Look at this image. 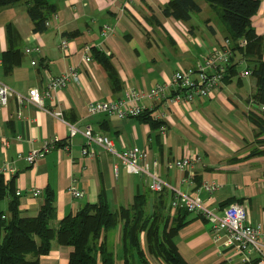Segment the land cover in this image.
<instances>
[{"label": "crops", "instance_id": "1", "mask_svg": "<svg viewBox=\"0 0 264 264\" xmlns=\"http://www.w3.org/2000/svg\"><path fill=\"white\" fill-rule=\"evenodd\" d=\"M169 1L55 0L58 10L43 32L34 31L26 1L0 6V81L27 95L33 88L45 93L50 77L72 68L80 73L78 82L46 96L44 108L21 105L16 99L0 108V169H6L0 174L9 193L22 192V216L36 217L47 194L52 193L57 209L52 226L58 227L66 216L97 203L102 195L111 209L118 211L132 205L138 192L152 188L151 177L130 172L119 157L101 146H93L95 157L85 155L83 132L90 127L95 134L113 139L120 152L148 148L162 163L161 178L170 195L179 191L198 197L219 213L229 203H244L250 222L264 223V134L250 118L263 112L252 100L256 76L242 75L248 64H239L237 74L226 79L217 93L198 98L193 105L167 107L170 114L164 134L139 117L119 118L89 111L95 102L126 99L130 90L148 92L158 85L172 90V77L178 69L196 68L207 49L222 45L228 38L225 24L208 2L197 0L202 10L186 22L165 14ZM260 3L252 20L257 33L264 35V0ZM106 26L110 27L108 35L103 33ZM65 38L70 40L66 54L60 49ZM38 46L40 53L27 52ZM87 46L91 62L86 61ZM94 49L108 56L119 85L112 83L106 67L94 57ZM144 104L154 116L160 113V102L146 98ZM53 111L62 116L56 117ZM69 124L80 132L71 137ZM50 140L55 141V147L36 164L29 163L26 157ZM186 157L198 159L191 169L167 167L168 162ZM204 183L216 185L217 190L210 193L203 188ZM72 186L84 191V196L74 197ZM34 189H41L42 195L34 197ZM197 215H191L177 237L178 248L188 263H240V256L225 244L226 232L215 231L211 222ZM121 229L109 237L116 253L115 264H126ZM140 241L144 243L145 234H140ZM72 251L54 242L39 263L69 264ZM150 261L162 264L156 259Z\"/></svg>", "mask_w": 264, "mask_h": 264}, {"label": "trees", "instance_id": "2", "mask_svg": "<svg viewBox=\"0 0 264 264\" xmlns=\"http://www.w3.org/2000/svg\"><path fill=\"white\" fill-rule=\"evenodd\" d=\"M22 1L28 3L34 31H45L46 22L58 10L55 0H0V6ZM204 1L217 12L228 30L227 39L232 43L234 56L225 80L237 74L239 64H248V69H252L257 78V90L252 100L261 107L264 104V35L257 33L252 20L260 9V0ZM201 10L197 0H170L164 8L167 16L186 22ZM243 39L247 41L245 46L240 45ZM93 53L106 67L112 83L119 85L108 56L95 49ZM262 112V115L252 114L250 118L264 134ZM139 118L155 129L166 124L156 120L149 111ZM169 192L167 188L138 192L132 205L122 206L118 211H113L106 196L102 195L97 203L87 204L75 215L66 216L58 227H53L57 215L53 194H47L36 217H24L19 197L9 193L5 178L0 174V264H40L39 258L50 253L54 242L73 249L69 264H115L116 253L109 244V237L120 227L122 257L126 264H150V259L162 264H189L178 248L177 237L180 229L191 221V215L196 213L185 208L174 211L175 196ZM6 200L7 208L4 207ZM140 234H145L144 243L140 241Z\"/></svg>", "mask_w": 264, "mask_h": 264}, {"label": "built area", "instance_id": "3", "mask_svg": "<svg viewBox=\"0 0 264 264\" xmlns=\"http://www.w3.org/2000/svg\"><path fill=\"white\" fill-rule=\"evenodd\" d=\"M109 31L110 27H104V35H108ZM69 45V39L65 38L62 40L60 49L64 54H66ZM240 45H247V41L244 39L241 40ZM84 50L89 54L86 57V61L91 62L93 58L90 56V47L87 46ZM27 52L40 53L41 47L28 48ZM233 56L232 43L230 39H226L222 45L207 49L202 57L203 62L196 68L178 69L172 77V90L167 85H158L148 92L130 90L126 99L117 102H95L89 106V111L92 114L107 113L119 118L139 117L147 111L144 100L150 98L161 103L160 113L155 116V119L165 122L170 114L167 107H170L171 104L176 105L181 103L182 105H193L196 99L209 97L211 94L217 93L224 83L229 66L232 64ZM36 63V61L33 62L34 65ZM242 75L245 77L250 76L252 75V71L247 69ZM79 78L80 73L78 70L72 68L61 76L50 77L45 93H40L38 89L33 88L27 95L16 92L0 81V108L6 107L11 99H16L21 105L30 103L44 108L46 96H51L53 91L67 87L70 83L78 82ZM261 110L264 111V105H261ZM52 114L59 118L62 116L61 112L53 111ZM69 130L71 137L80 132L72 124H69ZM166 130L167 125H162L160 128L161 133L164 134ZM83 134L86 138L83 148L85 155L95 157L96 151L93 149V146H101L113 155L119 157L121 164L127 167L130 172L151 177V187L154 191H161L166 186L161 178L162 163L159 159L151 156L148 148L139 149L134 147L131 149H123L120 152L115 147L113 139L105 135L95 134L90 127ZM54 147V140L47 141L43 149L33 150L26 159L29 163L36 164ZM197 160L192 157L177 158L168 162L167 167L187 171L193 167ZM5 170L0 169V173H3ZM203 188L210 193H214L217 190L216 185L209 183H204ZM70 191L76 198H82L85 194L84 191L78 190L76 186H72ZM32 194L34 197H40L42 191L41 189H34ZM16 196H22V192L18 190ZM172 208L174 211L178 208H185L191 212L200 214L212 223L215 231H225L227 238L225 242L226 246L232 248L241 258L240 263L236 262L235 264H264V223L252 224L250 222L246 204L240 202L231 203L223 207L221 213H219L210 209L198 197L193 198L178 191L175 194ZM256 257L258 258L257 262H255ZM228 259L231 263L234 262L232 257Z\"/></svg>", "mask_w": 264, "mask_h": 264}, {"label": "bare ground", "instance_id": "4", "mask_svg": "<svg viewBox=\"0 0 264 264\" xmlns=\"http://www.w3.org/2000/svg\"><path fill=\"white\" fill-rule=\"evenodd\" d=\"M57 18V17H56ZM48 23V22H47ZM47 25V24H46ZM48 26V25H47ZM200 215V214H199Z\"/></svg>", "mask_w": 264, "mask_h": 264}]
</instances>
